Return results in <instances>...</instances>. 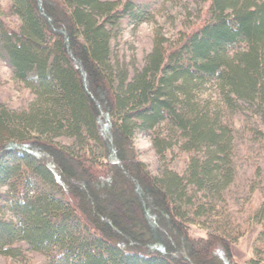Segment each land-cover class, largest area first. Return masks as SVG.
Masks as SVG:
<instances>
[{
	"label": "trees",
	"instance_id": "trees-1",
	"mask_svg": "<svg viewBox=\"0 0 264 264\" xmlns=\"http://www.w3.org/2000/svg\"><path fill=\"white\" fill-rule=\"evenodd\" d=\"M205 1L204 24L129 75L108 61V28L138 19L129 0H10L20 28L0 22V52L34 99L0 103V256L235 264L228 239L189 235L181 207L188 186L216 196L233 181L225 111L264 115V0ZM160 125L159 153L175 139L192 153L183 177H154L136 157L134 134Z\"/></svg>",
	"mask_w": 264,
	"mask_h": 264
},
{
	"label": "rangeland",
	"instance_id": "rangeland-1",
	"mask_svg": "<svg viewBox=\"0 0 264 264\" xmlns=\"http://www.w3.org/2000/svg\"><path fill=\"white\" fill-rule=\"evenodd\" d=\"M129 1L138 19L123 16L116 26L108 28L111 38L108 61L112 66L125 68L129 75L143 67L146 55L155 44L169 50L183 34H189L209 19L205 0ZM0 22L8 30L19 31L20 21L11 10L10 0H0ZM33 99V94L13 79L0 52V103L20 110ZM224 115L233 130V181L216 196L188 186L191 201L181 207L186 213L183 219L192 237L214 233L228 239L235 264H264V115L258 107L251 108L247 104L240 105L233 113L225 111ZM159 128L163 130L156 127L134 134L132 142L137 159L154 177H161L167 171L185 176L192 153L181 149L176 139L159 153L154 140L156 132L165 133V127L160 125ZM55 141L63 146L71 142L66 137H56ZM212 253L217 254V250L213 249ZM0 264L46 262L42 255L27 251L21 259L0 256Z\"/></svg>",
	"mask_w": 264,
	"mask_h": 264
}]
</instances>
